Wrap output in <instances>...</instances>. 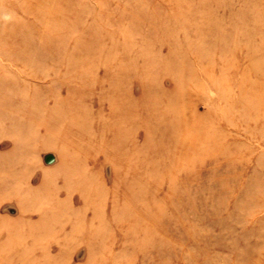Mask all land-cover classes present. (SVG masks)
I'll list each match as a JSON object with an SVG mask.
<instances>
[{"label":"rangeland","instance_id":"obj_1","mask_svg":"<svg viewBox=\"0 0 264 264\" xmlns=\"http://www.w3.org/2000/svg\"><path fill=\"white\" fill-rule=\"evenodd\" d=\"M0 264H264V0H0Z\"/></svg>","mask_w":264,"mask_h":264},{"label":"water","instance_id":"obj_2","mask_svg":"<svg viewBox=\"0 0 264 264\" xmlns=\"http://www.w3.org/2000/svg\"><path fill=\"white\" fill-rule=\"evenodd\" d=\"M46 162H47L48 164H52V163L54 162V157H53V156H47V158H46Z\"/></svg>","mask_w":264,"mask_h":264}]
</instances>
